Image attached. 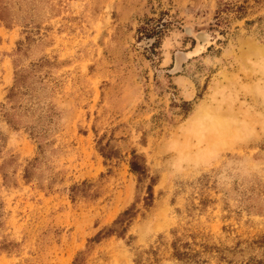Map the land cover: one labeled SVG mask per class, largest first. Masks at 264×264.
Wrapping results in <instances>:
<instances>
[{
  "label": "rangeland",
  "instance_id": "obj_1",
  "mask_svg": "<svg viewBox=\"0 0 264 264\" xmlns=\"http://www.w3.org/2000/svg\"><path fill=\"white\" fill-rule=\"evenodd\" d=\"M247 1L218 27L217 0H0V264H264Z\"/></svg>",
  "mask_w": 264,
  "mask_h": 264
},
{
  "label": "trees",
  "instance_id": "obj_2",
  "mask_svg": "<svg viewBox=\"0 0 264 264\" xmlns=\"http://www.w3.org/2000/svg\"><path fill=\"white\" fill-rule=\"evenodd\" d=\"M218 1V9L216 11V21L215 24L218 27H226L227 21L225 15L234 13L237 17L242 18L245 16L248 8V1L247 0H240L237 2L231 1H224V0H217ZM255 2L257 0H254ZM130 170L138 175L139 177L146 175V169L144 165V160L141 156L136 155L135 153L132 154V158L129 162ZM151 194L149 193V197ZM134 208H129L122 212L117 220L114 221L113 226L111 228H107L106 230L100 232L93 241L99 242L100 238H109L113 235L118 237L123 236L126 233V228L129 226L131 220L134 217ZM80 259L79 256L74 259L72 264H79Z\"/></svg>",
  "mask_w": 264,
  "mask_h": 264
}]
</instances>
